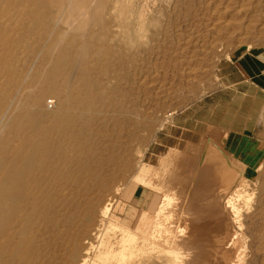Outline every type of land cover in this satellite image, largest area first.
Here are the masks:
<instances>
[{"label": "bare ground", "instance_id": "6f19581e", "mask_svg": "<svg viewBox=\"0 0 264 264\" xmlns=\"http://www.w3.org/2000/svg\"><path fill=\"white\" fill-rule=\"evenodd\" d=\"M231 2L232 0H228L225 7L221 6L223 10L216 13L218 17L211 25L213 27L209 26L210 28L219 35L229 34L232 41L236 39L235 41L241 43H246L251 40L252 35L264 31V0H236L237 3L241 2L236 7H232ZM134 3L136 5V2H133V5ZM207 3H211V0ZM220 5L221 2L219 7ZM134 7L136 9L137 6ZM115 8L108 6L105 0H0V264H243L247 261L243 257L245 250L242 253L238 243L248 236L247 231H243L241 221L243 216L240 215L242 209L239 211L233 199L234 196L236 198L244 196L241 188L246 186L253 173L246 171V174L241 176V184L237 186L234 184L235 188L231 189L230 184L233 182L231 179L234 177L220 165L218 159L221 158L217 159L220 153L215 151V145L207 148L204 146L201 153L203 162L198 161L202 166L200 168L198 166L197 169L193 167L195 175L170 176L177 181L175 184L179 183L178 181L188 183L189 187L179 193L180 197L175 193L176 190L174 191L175 184L168 178H161L155 173L151 175L152 171L158 168L155 170L142 167L139 170L137 166L139 172L132 183L155 192L158 197L155 196L147 207L141 208L145 215L140 218L136 228L126 226L118 220L116 213H121L124 207L113 208V205L119 196V182L121 186L126 184L125 174L132 166L130 157L125 152L127 141L121 135V131L127 129V139H130L128 136L131 133L128 132H131L129 129L133 125V119L128 114L129 119L126 115L125 120L109 121L106 119L107 115L105 118L102 115L104 106H109L110 103L114 109L118 108L126 92V90L120 91L121 78L125 79L120 72L121 67L110 70V63L109 68L105 64L115 51L111 43L110 46L103 40L121 31L117 32L113 29L116 26L113 15ZM212 9V12L215 11ZM140 14L138 25L143 22L144 26L145 19L142 20L144 15ZM52 21H62L64 24V30L62 29L55 39L49 37L53 39L51 43L53 53L58 50L57 56H51L55 59L52 62L49 59L50 67L45 70L46 72L43 71L44 68L43 70L39 68L41 71L32 74L28 68L29 65L32 66L30 68H34V63L30 64V62L36 59L34 53L39 51H37L38 41L47 32ZM121 22L123 21H120L122 26ZM26 25L28 30L23 31L26 30ZM96 26H98L97 30L91 32L90 29H96ZM70 33L73 37L71 42H68L66 36ZM189 41L191 40L188 39V43ZM116 42L118 41H115V44ZM62 45L64 47L60 49ZM125 45L127 47V44ZM211 46L213 47V44ZM39 47L41 48V45ZM133 49L136 50L134 47ZM138 54L135 55L139 56ZM102 56L107 58L102 60ZM44 58L46 57L42 58L43 62ZM179 58L178 56L177 59ZM189 64L187 61V65ZM193 65L192 68L195 67ZM197 66L199 65L196 63ZM179 69L182 73L185 68L182 71V68ZM113 92L117 93L115 96L117 99L112 98L110 101L109 96H113ZM46 95L55 98L56 104L52 112L43 106ZM107 99L109 102H106ZM127 105L123 108L130 107ZM130 108L135 111V108ZM107 109L111 110V108ZM100 114L103 118L97 119ZM220 132L223 134L209 132V138L213 140L214 137L217 139L225 137L226 139L228 133L221 130ZM137 155L141 156V154ZM169 157L170 154H167L160 159L162 166L167 159L170 161ZM178 163L180 162L178 161L177 165ZM187 165H184L186 166L184 174H189L191 171V165ZM261 178H264V175H257L254 181L259 182ZM116 180L119 185L113 188ZM256 190L264 192V185L260 184ZM216 191L218 195L214 193ZM244 197L252 202L249 194ZM222 200H224L223 207L220 203ZM241 200L243 199L240 198ZM153 214L154 218H146ZM262 223L264 222H261V225ZM259 237L264 238V231ZM258 241L260 242L259 239ZM241 246L243 249L242 244ZM257 252L258 250L255 253Z\"/></svg>", "mask_w": 264, "mask_h": 264}, {"label": "rangeland", "instance_id": "374dc122", "mask_svg": "<svg viewBox=\"0 0 264 264\" xmlns=\"http://www.w3.org/2000/svg\"><path fill=\"white\" fill-rule=\"evenodd\" d=\"M105 1H106L108 6H115L116 7L113 10L114 11L113 15H115L114 16V22L116 24V26L113 27V29L114 30L116 29L115 31H117V32H119L121 30L119 33L115 34V36H113L111 34L109 36L110 38L107 37L106 40L104 39L106 42L103 40V42L105 44L108 43L110 46L112 44L113 46H111V47L115 51V52H113V54L110 55V57H108L105 64L108 65L110 63L109 64L110 68L108 65V68L110 70H115L116 67H117L116 69H118L119 67L122 68V69L120 68V72L123 74L122 76H125V79H124V77L121 78V81H120L121 82V86H120L121 89H120V91L126 90V92L123 96V98L125 97V99L122 98V100L120 101V104L118 105V108L114 109V107L110 103L109 106L108 105H106V106L109 109L111 108V110L109 111L107 108L105 109L106 106H104V108H103L104 112L102 113V115L104 118L107 115L106 119H108L109 121H114V120L122 121V120H125L126 117L129 119L128 114H130V116L133 119V125L129 129V131H131V132H128V133H131V134H129L130 136H128V138H130V139H127V135H126L127 129L124 128V130L121 131V135H123L125 137V138L124 137L123 138L126 139V141L128 142V143L126 142V144H125V148H126L125 152L130 157V162L132 165L131 168L132 167L133 168L132 169L130 168V170H128L127 173L125 174V175H127L126 181H128V182L125 181L126 184L122 185V186H121V182H119V184H120L119 196L116 198V201L114 202L113 208H115L117 206H118V208H120L123 206L124 210L121 213H116L118 220L126 226H129L131 228H136L140 222V218L145 215V213L142 211L141 208L147 207L155 196L158 197V195L155 192H150L149 190H146V188L139 186L137 183H135L137 185L132 183L133 178L135 177V175L138 174L139 170L142 167L149 168V169L152 168L155 170L158 168L156 171H152L151 175H153L155 173V175H158L161 178H163V177H165L166 179L168 178L173 184H175V182H177V181L174 180V177L171 179V177H170L171 175H180V174L181 175H195V174H193L194 173L193 167L195 166L197 169L198 166H199V168H200V166H202V164H199V162L200 163L203 162L202 161V155L203 154L201 155V153H203L204 146H205V148H207L210 145L211 146L215 145L214 146V149H216L215 151L217 153L218 152L220 153L218 156V154L215 152L216 155L218 156L217 159L221 158V159H218L220 165L223 168L225 167V169L229 172V174L233 175V177H234L233 179H231L233 182H235V183L232 182V184H230L231 189H234L235 185L237 186V184H239V185L241 184V181H240L241 176L245 175L246 171H250L251 173H253V175L251 176L252 178H250L247 181L246 186L244 188L240 187L241 190L243 189L242 191H244V192H242V194L244 196L249 194V196L253 197V195H254L253 198L250 197V199H251L250 201H252V202L247 201V198L245 199L244 196L240 197L243 199L241 201H240L239 197H238L239 198L238 199L234 196V199H237L238 201H235L233 199V202H234L235 206L239 209V211L242 209L240 211L241 212L240 215H241V217L242 216L243 217L242 218L240 217V218H241V221L243 222V231H245V232L247 231L246 235L248 236V237L242 238L241 241H239V243H238V247L241 248L242 253L245 250L243 253L244 254V256H243L244 260L248 261V263H247V261H244L243 264H246V263L247 264H262V262H264V253H262V252H264V251H261V250L264 249V242H262V240H264V238H260L259 235L262 233V231H264V227H262V225H264V223H262V225H261V222H264V221H262V220H264V204H262V202H264V201H262V200H264V192H260V190H256V188L260 184H261V186L264 185V178H261L259 182L258 181L255 182L254 180L257 177V175L258 176L261 174L264 175V171H262V170H264V146H262L259 149L260 157L258 158V161L256 163H253V164L251 162L248 164L247 163L246 164L241 163L238 161V159L233 157L225 148V142H226V139L228 138V135H227L226 139H225V137H221L220 139H217L216 137H214L213 140L210 139L209 135L211 132L212 133L215 132L218 135V133H222V132H220L221 129L216 128V127H211V126L207 127V125L204 124V122H206L209 119H212L214 121V119H216L217 117L219 118L220 116H223L222 117L223 120L230 119L232 117L233 113L238 111V109H239L240 115L243 116V117H241L239 115L238 117L240 119L245 118V113H247L246 111H249L250 107H253L254 108L253 111H255V113H256L254 120L257 118L258 110L262 108L261 104H256L257 102L252 103V100L250 97L254 93L251 92L248 95H242L241 94L244 91L243 92L241 91V89H240L241 85L234 84V81H235V79H237L236 78L237 76H236L234 69L231 66H228V62L234 61L237 59H242L245 56L251 57L252 59L264 58V33H262L264 31H261V34L254 35V36L252 35V37H250L251 40L246 41V43H244V42L241 43V42L235 41L236 39L232 41L229 34H225V35L223 34L224 36L222 34L219 35L218 33H216L213 30V28H210V27H213V26H211V25H213L212 23L215 22L216 17H218L217 14L219 13V11L223 10L222 8H223V6L225 7L228 0L227 1H225V0H211V3H207L208 1L210 2V0H156V1L155 0H137V1L136 0H132V1L121 0V3H120V0H105ZM218 1L221 2L220 7H219L220 2L218 3ZM133 2H136V5H135V3L133 5ZM212 2H214V3L212 4ZM222 2L225 4H223ZM235 2H236V0H234V1L232 0V2H231V3H233L232 7L233 6L236 7V5L239 6L241 4V2L240 3H237V2L235 3ZM116 4H117V6H116ZM128 4H130V5L128 6ZM134 6H137L136 9ZM216 6H218L219 9ZM221 6H222V8H221ZM125 7L129 8V9L126 8L128 11H126V9L121 10V8H125ZM211 9L215 10V11H213L214 13L211 11ZM166 12H167V14H166ZM139 14L142 16L144 15L143 16L144 18L142 17L143 18L142 20L145 19L144 20V26H143V22L141 24L139 23V25H141V26L138 25ZM215 14H216V16H215ZM145 15L147 18L145 17ZM124 16H125V18H123ZM127 16H128V18H127ZM210 16H212L211 19H210ZM213 16H214V18H213ZM119 17H120V19H119ZM121 18H122V20H121ZM120 21H123L124 25H123V22H121L122 23V26H121ZM151 21H153L154 23ZM147 22H149V23H147ZM184 22H187V23L192 22V23H190L192 26L189 23H188V25H190V26H188L187 23L185 24ZM56 23H57V26H56ZM26 24H27V22H26ZM148 24L151 26L149 27ZM193 24H195V26ZM54 26H56V27H54ZM63 26H64V24L62 21H59V22L52 21L49 25L47 32L44 33L43 36L40 37L39 41H41L42 43H40L38 41V44H37L39 46L41 45V48L38 46V49H37V51L39 50L40 52L39 51L36 52L38 54L37 56L35 55L36 53H34V58H36V59H34L35 61L32 60V62H30V64L34 63L33 64L34 68H30L31 65H29L28 70H30V73L34 74V72L41 71V69L43 70V68H44L43 71L46 72L45 70L49 69L50 61L52 62L58 53L57 49H56L57 51L54 50L55 54L53 53V50L51 48V43L53 42V39H50L49 37L55 39L62 32V29L64 30ZM146 26L150 29L148 30V28ZM174 26H176V27H174ZM26 27H27V25L25 26L26 30H23V31L28 30V28H26ZM93 27L95 28V26H93ZM97 27L98 26H96V29H94V28L90 29V31L91 32H93V30L96 31ZM155 27H157V28H155ZM191 27L194 28L195 31ZM151 28H153L154 31ZM22 29H24V27ZM191 29L193 32H191ZM158 30H160V31L158 32ZM196 30H197V32H196ZM51 31H53V33ZM128 31H131V33ZM151 31H152V34H151ZM205 32L206 33L209 32L211 34H209V33L206 34ZM212 32L216 35L215 37H214V34ZM157 33H159V34H157ZM190 33H192V35H189ZM197 33H199V35H197ZM49 34H50V36H49ZM55 34H57V35H55ZM202 34H203V37L205 36L204 38L201 37ZM228 35H229V40L227 41ZM234 35H236V34H234ZM45 36L47 38H44ZM191 36H193L194 38ZM195 36H196V38H195ZM197 36L200 38H198ZM212 36L214 37V39ZM221 36H223V38ZM72 37H73L72 33L68 34L66 36V41L71 42ZM153 37H154V39H153ZM218 37L220 40L217 39ZM48 38H49V40H47ZM133 39H134V41H132ZM188 39L191 40V41H189L190 43H188ZM45 40H47V41H45ZM198 40H200L202 43ZM213 40H218V41L214 42ZM115 41H118V42H116V44H115ZM136 41L139 43L140 42H143V43L138 44ZM203 41H205L204 44H203ZM119 42H122V43H119ZM210 43L213 44V47L212 46L210 47V45H211ZM214 43H216V44H214ZM125 44H127V47ZM192 44L194 46H192ZM205 44L208 46H206ZM46 45H50V46L46 47ZM123 45L125 47H122ZM139 45H140V47H139ZM141 45H143V46H141ZM196 45H197V47L195 48ZM132 46L134 48H136V50L133 49ZM136 46H138V47H136ZM203 46H205V47H203ZM43 47H44V49H43ZM62 47H64V46L62 45L60 47V49H62ZM141 47H143V49ZM137 48L139 51L137 50ZM204 48L207 52L204 50ZM72 49H73V47H72ZM132 50H134V51H132ZM41 51H43V52L41 53ZM140 51H141V54L139 53ZM144 51L145 52L147 51V52L145 53ZM201 51H203L204 55ZM118 52H120L123 55L117 54ZM124 52H125V54H124ZM126 52L130 53L131 55L127 54ZM133 53H134L135 57L133 56ZM126 54L128 55V57ZM135 54H138L139 56H137ZM42 56L46 57V58H44V62L42 61L43 60ZM51 56H55V57L52 58ZM103 56L101 57V58H103L102 60L107 58V57H103ZM178 56L180 57L179 59H177ZM187 56H189V57H187ZM111 58H112V60H111ZM126 58H127V60H125ZM186 58H188V59L186 60ZM190 58H192V59L189 60ZM45 59H47V60H45ZM49 59H50V61H49ZM119 59H121V60H119ZM122 60H125V61H122ZM184 60H186L185 61L186 63L184 62ZM201 60H203V61L201 62ZM108 61H110V62H108ZM187 61H188V64L189 63H191V64L187 65ZM198 61L200 62V64H198ZM35 62L37 64H35ZM48 62H49V64H48ZM114 62H116L117 64L115 63L113 65ZM195 62L199 66L196 67ZM45 63H47V64H45ZM118 63H119V65H118ZM180 63H181V65H180ZM192 63L195 65V67H193V68L191 67L193 65ZM42 64L45 66H42ZM154 64H156V65H154ZM161 64H163V65H161ZM46 66H48V67H46ZM183 66L185 69L183 68ZM35 67H36V69H35ZM39 68H41V69H39ZM144 68H145V70H144ZM179 68H182L181 71L184 69L183 71L185 73L184 72L181 73ZM194 68H196V69H194ZM33 69H35V70H33ZM186 69H188L187 70V74L189 73L188 76L186 74ZM191 69H192V71H191ZM122 70H123V72H122ZM154 70H155V72H154ZM163 70L165 73L163 72ZM189 71H191L192 74ZM127 72L129 73V76H128ZM193 72H197V73H194L197 75L194 76ZM124 73H125V75H124ZM161 73H162V75H161ZM192 76H194V77H192ZM127 77L129 79H127ZM151 77H152V79H150ZM141 89H143V90H141ZM153 92H155V93H153ZM113 93H112L113 96L112 95L109 96L110 101H112V98L117 99V97H115V96H117V93L116 92H113ZM142 96H143V98H142ZM210 97H214L213 100H211ZM128 100H130V102H128ZM48 101L52 102L51 107H49L47 105ZM124 101H126V102H124ZM106 102H109V99H107ZM123 103L125 105H123ZM55 104H56V101H55L54 96L46 95V97L43 101V106L46 107L47 110L52 112V110L55 107ZM126 104H128L127 106H130L133 109L135 108V111L137 114L134 113L135 111L132 110L130 107L125 108ZM252 104H254V106H251ZM123 106H125L124 108H125V111L127 110L126 112L123 111L124 110ZM122 108H123V110L121 111ZM253 108H251V110ZM112 109H114V110H112ZM243 110H246V111H244L245 113L243 112ZM107 111L109 112L108 114H107ZM128 111H129V113H128ZM124 112H125V115H124ZM104 113H105V116H104ZM109 114L113 115V117L110 116ZM120 115H122L123 117ZM126 115H128V116H126ZM114 116L116 117V119ZM101 117L102 116L100 114V117H98L97 119H99ZM109 117H110V119H109ZM118 118H120L121 120H119ZM134 118L136 120H134ZM144 118H145V120H143ZM261 119H262V124L259 127L260 129L264 128V113H262ZM134 122H137V123H134ZM141 122H143V123H141ZM237 126H240V125H237ZM131 128H135V129H131ZM212 128L215 130L217 129V130L213 131V130H211ZM221 131L224 132V130H221ZM122 132H124L125 134H123ZM133 133H135V135ZM132 134L134 135L133 138L131 137ZM257 139L259 141L258 143H260L261 145H264V131H262L261 133H259V135H257ZM202 141H204V142H202ZM219 142H221V143H219ZM206 143H207V146H206ZM208 143H210V144H208ZM127 146H129V147H127ZM184 148H186V149H184ZM218 148H219V150H217ZM120 151H122V149H120ZM225 153H227V154L225 155ZM137 154H141V156L137 155ZM167 154H170V157H169L170 161H168V159H167L168 163L166 162L162 166L160 163V159ZM138 156H140V157H138ZM132 157H134L133 160H132ZM200 157H201V159H200ZM189 158H192L194 160L189 159ZM188 159H189V161H188ZM177 160L180 162V163H178V165H177V162H178ZM182 160H183V164H182ZM184 160H186L188 164L190 163L191 166L187 165L186 161H184ZM190 160H192L193 162L191 163ZM225 160H226V162H225ZM243 164L245 165V167ZM184 165L191 167V169H190L191 171L189 174L188 173L184 174V172H185L184 169L186 167ZM137 166H138L139 170H138ZM181 166H184V167H181ZM173 171L175 172V174ZM235 177H236V179H235ZM116 182L118 183V181L116 180L113 183V188H116V186L119 185ZM178 182L179 183H176L174 185V191L176 190L175 193L177 194V196L180 195L179 193H181L182 190L184 191L187 187H189L188 183L184 184L185 183L184 181L183 182L178 181ZM190 187H191V185H190ZM120 188H121V190H120ZM217 188H215V189H217ZM215 189H214V191H215ZM217 190H219V189H217ZM217 192L218 191H216L214 193L216 195H218ZM245 193H246V195H245ZM146 195H148V196H146ZM179 200H180V198L178 199V201ZM259 202H261V204ZM220 203H221V207H223L224 200H222ZM244 205H245V207H244ZM136 206H138L139 208ZM259 208H260V211H259ZM251 216H253V218ZM148 217L154 218L155 216L153 214V215L146 216V218H148ZM230 219H231V217H230ZM261 227H262V229H261ZM259 232H260V234H259ZM258 239L260 240V242L258 241ZM246 240L248 241V243ZM259 243H260V245H259ZM261 243H262V246H261ZM241 244L243 245V249H242ZM244 245L246 247L247 246L248 247L246 248V247H244ZM259 247L261 250L259 249ZM240 248H239V250H240ZM256 248H258V249H256ZM255 250L256 251L258 250V252L255 253L256 252ZM259 251H261L262 254ZM260 254L262 256H260ZM259 261H260V263H259Z\"/></svg>", "mask_w": 264, "mask_h": 264}, {"label": "crops", "instance_id": "0c3cea01", "mask_svg": "<svg viewBox=\"0 0 264 264\" xmlns=\"http://www.w3.org/2000/svg\"><path fill=\"white\" fill-rule=\"evenodd\" d=\"M235 73L236 78L234 84L241 85L242 95L254 93L250 98L252 103L261 104L262 108L258 110L257 118L254 120L256 113L253 107L246 111L245 118H239V109L234 112L232 117L223 120V116L207 120L204 124L207 127H216L228 133V138L225 142L227 151L241 163H256L260 157L259 149L264 146L258 143L257 135L264 131V128L259 127L262 124L261 115L264 113V58L252 59L245 56L242 59H237L228 62ZM213 100L214 97H210ZM251 106H254L252 104ZM251 108H253L251 110ZM243 117L242 115H240ZM240 125V126H237Z\"/></svg>", "mask_w": 264, "mask_h": 264}, {"label": "built area", "instance_id": "2783aa9c", "mask_svg": "<svg viewBox=\"0 0 264 264\" xmlns=\"http://www.w3.org/2000/svg\"><path fill=\"white\" fill-rule=\"evenodd\" d=\"M47 105H48L49 107H51L52 102H51V101H48V102H47Z\"/></svg>", "mask_w": 264, "mask_h": 264}]
</instances>
